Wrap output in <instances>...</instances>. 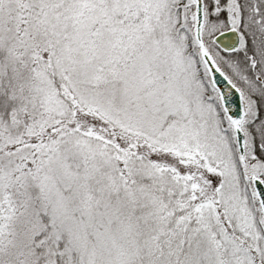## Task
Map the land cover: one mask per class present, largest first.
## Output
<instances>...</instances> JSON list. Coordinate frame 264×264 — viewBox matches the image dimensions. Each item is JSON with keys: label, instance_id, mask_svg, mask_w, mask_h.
<instances>
[{"label": "snow or ice", "instance_id": "1", "mask_svg": "<svg viewBox=\"0 0 264 264\" xmlns=\"http://www.w3.org/2000/svg\"><path fill=\"white\" fill-rule=\"evenodd\" d=\"M0 264H264V0H0Z\"/></svg>", "mask_w": 264, "mask_h": 264}]
</instances>
